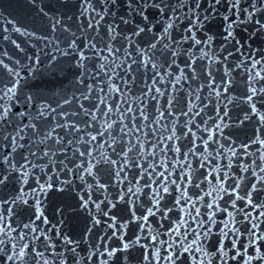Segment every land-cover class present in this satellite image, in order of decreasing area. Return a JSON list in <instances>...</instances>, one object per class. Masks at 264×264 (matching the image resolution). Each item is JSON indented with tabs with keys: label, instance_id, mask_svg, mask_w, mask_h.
<instances>
[{
	"label": "snow or ice",
	"instance_id": "6c2138e0",
	"mask_svg": "<svg viewBox=\"0 0 264 264\" xmlns=\"http://www.w3.org/2000/svg\"><path fill=\"white\" fill-rule=\"evenodd\" d=\"M16 7L36 27L0 13V264H264V0ZM60 58L71 91L25 87Z\"/></svg>",
	"mask_w": 264,
	"mask_h": 264
},
{
	"label": "water",
	"instance_id": "95a60500",
	"mask_svg": "<svg viewBox=\"0 0 264 264\" xmlns=\"http://www.w3.org/2000/svg\"><path fill=\"white\" fill-rule=\"evenodd\" d=\"M3 2L5 4H11L12 7L8 8L7 10H5L3 7H0V13H3L4 15H7L8 12H11L13 17L17 18L21 24H23L25 26H30V30H34L36 25L33 22V20L30 18V14L25 15L20 9H18L16 7V5L19 4V3H22L23 0H3ZM48 3L50 4V6L55 5L57 3H71V4H74L75 0H48ZM33 43H35V41H33ZM31 46L32 45H28L29 48ZM40 47H43V45H40ZM32 78H33V76L28 78V79H26L25 87H27V85L29 84V82L31 81Z\"/></svg>",
	"mask_w": 264,
	"mask_h": 264
}]
</instances>
